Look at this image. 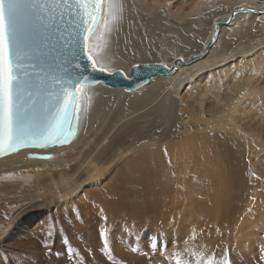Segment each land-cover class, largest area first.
I'll list each match as a JSON object with an SVG mask.
<instances>
[{
	"label": "bare ground",
	"instance_id": "1",
	"mask_svg": "<svg viewBox=\"0 0 264 264\" xmlns=\"http://www.w3.org/2000/svg\"><path fill=\"white\" fill-rule=\"evenodd\" d=\"M119 2L122 11L116 22L102 11L89 48L97 65L108 70L120 67L127 72L133 62L170 65L176 56L187 60L203 49L213 22L231 20L218 27L216 40L203 57L179 64L172 74L154 77L136 90L101 83L81 85V119L70 144L24 148L0 157L1 208L6 213L16 211L24 201L37 197L48 206L41 221L44 225L30 232L28 246L9 263L1 257L0 264H24V259L31 264H119L122 240L142 246V236L155 232L154 241L164 242L171 220V225L181 224L184 218L178 214L188 205L198 217L217 210L223 217L231 216L233 207L241 205L239 199L246 196L247 186L253 184H247L241 150L250 148L251 140L259 135L236 125L248 119L241 106L249 104L255 92H264V85L254 79L255 71L219 81L225 83L224 92L206 88L196 93L193 89L192 97L181 90L191 80L201 84L202 74L235 55L264 50V0L228 6L229 1L221 11H215L208 0H196L189 8L177 10L173 3L178 0ZM237 27L241 31L222 39L224 32ZM258 31L263 37L253 40L251 36L256 37ZM239 39L245 40L232 45ZM195 45L196 49L185 50ZM192 107L200 117H215L219 127L230 130L212 132L209 126L196 125L199 131L185 134L181 130L182 139L172 144L150 140L158 137L155 126L172 125V117L182 118V110ZM145 137L149 139L125 152L126 146ZM29 153H50L52 158H30ZM116 156L120 157L112 161ZM76 192H81L79 197ZM54 196L65 199L52 206L47 200ZM53 207L60 211H52ZM131 227L138 231H123ZM2 230L0 240L6 233ZM147 250L132 256L135 263L150 264L154 254Z\"/></svg>",
	"mask_w": 264,
	"mask_h": 264
},
{
	"label": "rangeland",
	"instance_id": "2",
	"mask_svg": "<svg viewBox=\"0 0 264 264\" xmlns=\"http://www.w3.org/2000/svg\"><path fill=\"white\" fill-rule=\"evenodd\" d=\"M173 1L175 2V0ZM239 1L240 3H245L247 0H224V2L223 0H208L210 4H213L212 6H214L215 11L223 10L226 7L225 5H227V2H229L228 6H230L232 5V2ZM195 2L196 0H178V2L173 3V9H180L181 6L186 9V6L189 8V6ZM219 5L220 8L218 7ZM241 29V27H237V29L235 28L232 31L224 32L225 34H222L224 35L222 36V39L241 31ZM201 34L196 37V39L198 38V41H200L201 39L199 38L204 35V33ZM251 37L253 40L260 39L263 37V34L262 32H259L256 37L255 35ZM244 40L239 39L232 45L238 46L239 43ZM220 44L221 42L219 45ZM196 46L197 45L188 46L185 50L196 49ZM171 54L172 52H169V55L167 53L165 56L169 57ZM250 71H255L254 79L256 83H260V86H263L264 81L261 79V76H264L263 49L250 52L247 56L235 55L233 60L224 62L220 66L209 69L205 74H202L201 76H204V78L201 81V84H199L198 81L193 82V80L185 83L181 92L186 93L189 96H192L191 92L193 89H195L196 93L202 92L206 88L224 92L226 91L225 83L219 81L222 79V81H228L233 75L236 76V73L241 74ZM218 75H220V77H218ZM254 95V98L249 104L241 106V108H244L243 111H246V118L248 119L240 120L237 122L238 125H236L239 129L243 126L244 130L253 132L254 135H259L251 140V149L245 148V151H243V149L241 150L243 152L242 155L244 156H242V160L245 159L243 163L245 164L244 167L246 169H244L248 172L249 180L247 184L249 183L248 185H250L253 183L250 186H247L248 188L245 190V198L241 197V199H239L241 205H236L237 207L234 206L232 209V215H224V217L222 216L224 213L222 214V212H218V210L217 212L219 215L217 216L216 214L218 213L214 212L211 214L212 216H205L202 213H199L200 216L198 217V214L194 213L192 205L184 206L186 208L183 209L181 213L179 212L180 214L177 212L179 217L184 218L183 222H181V224H176L175 222L174 225H171L173 224L174 219L171 220L167 231V238L164 242L154 241L155 232H152L153 234H148V232H146V234L142 236V246L122 240L119 250V264H137L135 263L136 259H133L132 256L135 255L136 257L137 254L146 251L147 249L154 254L150 259V264H264V92H255ZM190 101L194 103L192 98ZM238 111H240V109ZM182 114V118L176 117V115L172 117V125L166 123L155 126L153 131L158 137H152L150 140L155 141L154 143L156 144L165 142L172 144L182 139L180 137L181 130H185V134H193L199 131L196 125L209 126L211 127L212 132L230 130L229 126L224 125V127H219L215 117L206 114L200 117L197 114L195 107L183 109ZM210 120L213 121L214 124H212ZM137 131L141 130L138 129ZM148 139V137H145L144 139H136L131 147L126 146L127 148L125 152L132 147H138L142 141ZM242 148L244 147L242 146ZM120 156H116L112 161L118 159ZM105 165L108 164H103L102 167ZM81 192H76L75 196L79 197ZM250 195L251 198L253 196V201L251 200ZM61 199H65V197L61 196L60 198H57V196H54V199L47 200V203L56 206L58 205L57 200L59 201ZM24 202L27 203H22L23 206L16 211L14 210L6 213V210L1 208L2 204L0 200V216H3L0 218V227L1 230L3 229V232H6L5 234L3 233L0 240V259L2 257L3 259L1 260H3L4 263H9V261L16 259L22 249H25L28 246V239L31 236L30 232H33L38 224L44 225L41 221L48 211V206L43 202V199L37 197ZM248 206L251 210H249L250 208ZM52 211L60 210L53 207ZM45 224L47 225L48 222ZM123 231H127L128 233L136 232L138 230L131 227L128 229L123 228ZM123 231H121V233ZM138 234L141 236V233ZM24 260V264H31L28 259Z\"/></svg>",
	"mask_w": 264,
	"mask_h": 264
},
{
	"label": "water",
	"instance_id": "3",
	"mask_svg": "<svg viewBox=\"0 0 264 264\" xmlns=\"http://www.w3.org/2000/svg\"><path fill=\"white\" fill-rule=\"evenodd\" d=\"M23 7L25 9L28 7V0H24ZM101 14L102 11L98 14V20H89L90 24H94V31L89 33L88 39L85 42L82 39L76 38L78 30L73 21L69 20L67 16L63 19L57 16L53 20L47 15L42 17L26 14L24 11L21 12L18 19V46L23 56L21 79L24 84V91L21 93V105L31 120L38 122L50 114L46 111L48 105L51 103L46 89L50 88L53 79L75 83L81 75H87L95 82L76 83L78 91L76 93V100L73 101V114H75V106L78 102L80 105L79 120L74 121L76 125L75 135L68 137L67 142H49L46 146H41L39 142L28 141L25 144L17 145L15 151L5 149L0 152V157L24 148L49 149L55 146L70 144L76 136L81 119L82 98L79 92L81 85L95 86L101 83L109 87H124L128 90H136L154 77L172 74L179 64H189L203 57L216 40L218 27L223 24L227 25L231 20V17H229L226 21L216 20L213 22L212 30L203 49L197 53H192L187 60L181 56H176L172 59L170 65L159 61L133 62L127 72L121 68H116L112 71L104 68L106 69L105 72H92L89 70L84 73L81 68L77 67V64L90 69L91 61L87 57L91 56L92 60L95 61L89 52V48ZM96 67L103 68L98 66L97 63ZM69 91H71V88H69ZM29 93H31L30 96L28 95ZM28 157L50 159L52 158V154L29 153Z\"/></svg>",
	"mask_w": 264,
	"mask_h": 264
},
{
	"label": "snow or ice",
	"instance_id": "4",
	"mask_svg": "<svg viewBox=\"0 0 264 264\" xmlns=\"http://www.w3.org/2000/svg\"><path fill=\"white\" fill-rule=\"evenodd\" d=\"M23 5L24 0H0V152L5 149L15 151L17 145L28 141L39 142L41 146L49 142H67L68 137L75 135L74 121L79 120L78 102L73 114V101L78 91L76 83L95 82L87 75H81L75 83L53 79L50 88L46 89L51 101L46 111L50 114L38 122L31 120L21 105V93L24 91L21 79L23 56L18 46V19L21 12L42 17L47 15L53 20L57 16L60 19L67 16L78 30L76 38L86 42L89 33L94 31V24H90L89 20H98V14L105 11L106 17H111L114 23L122 11L119 0H28L26 9ZM105 23L108 24L107 18ZM87 59L91 61L90 69L77 64L82 72L106 71L97 68L91 56Z\"/></svg>",
	"mask_w": 264,
	"mask_h": 264
}]
</instances>
